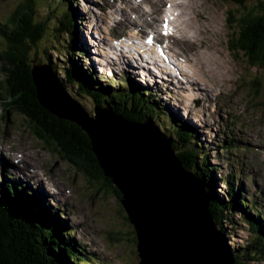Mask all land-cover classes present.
Returning a JSON list of instances; mask_svg holds the SVG:
<instances>
[{"label": "rangeland", "instance_id": "374dc122", "mask_svg": "<svg viewBox=\"0 0 264 264\" xmlns=\"http://www.w3.org/2000/svg\"><path fill=\"white\" fill-rule=\"evenodd\" d=\"M22 1L0 0V24L3 21H10L15 18L19 6L23 5L21 4ZM39 1L36 0L35 7V10H37V18L46 20L48 28L41 42L31 48L28 54L30 60L35 64L33 66L40 65L37 63L47 64L48 62L46 60L49 56L51 63L59 67L63 65V59H66L65 55L58 51L63 48L58 45V49H56L48 40L50 38L52 39L54 35L52 27L55 25V21L53 20L55 15L51 9L54 6L52 4L54 0H49V3L46 0H42L40 3ZM165 1L162 0L163 4L159 5V10L154 11L148 17L146 14V23L152 25L153 28L160 27V21L164 16L162 11L165 6ZM188 1L186 0L188 5L192 4L194 8L198 6L196 10L194 9L196 18L201 17L200 12H202L203 17H207L211 21L209 24V20L207 22L203 20L206 26L208 23L211 30L209 34H206L204 30L198 32L199 38L202 39L200 41L197 40V43L199 46L202 43V48L199 49L201 52L199 53L203 69L208 70L207 73L209 74L217 72V75L207 76L208 82H210L211 78L214 79L213 87L215 89L213 92L208 93L198 88L195 83H192V88L184 90L185 94H197L193 90H198L203 97H191L187 99L186 102L189 104L187 105L176 94L169 92L167 88L170 85L175 88L173 84L169 85L167 82H152L150 80L149 84H145L136 72L133 73L130 69L128 70L126 64L123 65L122 63L105 67L109 74L112 71L115 73V76L107 80H110L109 82L113 86L118 87L125 84L124 78L127 77V80L130 82L138 83V85L147 88L149 92L152 91L150 93L151 97L160 103L165 110L175 116L182 125L191 129L192 134L200 141L201 150L206 151L210 164L215 165V173L213 176L215 178L214 180H216L215 191L217 193H223L226 189L224 183H221V176H228V173H235L236 171L233 177L236 190H238V186H241V190L244 189L245 198L247 197L246 189L251 192L256 190L258 195H260L257 198L260 199L258 201L259 210L261 212L263 211L264 214V66L261 68L257 66L251 67L243 57V54L236 55L229 50L227 22L228 16L234 10L230 3L222 0H194L193 3H189ZM253 1L255 0H250V3ZM89 2L92 3V6ZM129 5H138V8H135V6L130 7ZM62 7L61 5L56 6V11ZM72 7L76 8L75 25L76 33L78 34L76 42H78L77 46H80L77 50L84 51L85 56L74 55V59H79L77 61L81 65L82 63L84 65L86 64L85 66L88 65L89 68L97 72L99 70L91 60L92 53L94 52L93 46L81 34L83 32L85 34L87 29L96 38L95 36L99 34L98 30L94 28V25H96L95 27L105 34L107 38L105 41H108L109 38L119 34V30H122L118 28L120 25L113 26L124 23L121 12L126 13L128 16L127 19L130 21L140 23L142 21L139 11H150V7L145 0H76ZM129 7L131 11H129ZM142 18H145V14ZM144 23L142 29L146 30L150 26ZM90 27L93 29H90ZM123 30V33L127 31L132 34L135 33L134 30H128V28ZM130 38L135 39L133 35ZM164 43L169 44L170 47L172 46L178 54L185 56L186 54L193 55L197 49L187 47L185 44L179 45L177 39L173 41L164 40ZM4 44L5 42L0 40V47L1 45L4 46ZM208 46L209 50H211V60L207 64H204L205 58L203 57L202 51L208 54ZM44 49L45 51L47 49L49 51L45 52ZM98 50L100 56L96 58L97 62H103L101 65L113 64L109 61L104 62L101 57L103 51H101L100 47H98ZM63 52H65V49H63ZM73 53L75 54L76 52ZM34 55L35 58L33 57ZM72 57L73 55L71 54ZM81 60H85V63ZM122 66H125L127 70ZM2 67L3 64L1 63L0 86L4 77L2 74L5 69L4 67L2 69ZM138 71L140 72V70ZM52 73L55 75L54 72ZM57 75L55 76L57 77ZM103 78L105 77L103 76L100 79ZM182 82L184 83V81ZM34 88L36 93L35 85ZM144 91L146 92L145 89ZM144 94L141 93V95ZM80 102L84 107L78 102L79 105L86 112L94 114V104L88 98L82 97L80 98ZM6 104L2 97H0V166L3 165L2 167L7 170V175L5 176L0 169V185L3 178L6 179L8 176L9 180L23 185V189L13 187L17 190V194L27 196V198L30 197L32 193L28 191L25 184L19 182L18 178L20 177L14 170H8V167H11L9 163L17 165L20 173L27 178L29 185L34 184L41 188L40 190L34 188L38 189L39 194L43 197V200H41V197L36 196L37 199H40L38 202L53 210H57V212H59L58 207H65V220L70 228L72 226V234L75 238H79L78 241L80 240L79 242L86 249L88 248L89 252L93 251L95 253V256L98 258L97 262L101 264H140L136 242L134 243V228L125 219L126 212L112 190L107 188V185L101 180L99 182L98 180L90 178L76 166L66 161L58 154L56 146H52V148L46 145V143L43 144L41 139L35 134L37 132L31 126L29 119L8 105L10 109L6 108ZM141 105L143 106V103ZM137 107L139 115L135 114L137 117L140 116V118L138 117L139 121H142L141 118H145L142 116L146 110H142L139 105ZM137 107L134 104L130 105L129 111L137 109ZM227 123L231 124L229 128ZM156 129L160 130L158 126H156ZM219 129L223 130L219 131ZM242 134H247L250 138L249 146H243L240 140L241 136L244 137ZM232 137L234 139L230 142L222 141L223 139L229 140ZM238 140L239 143H236ZM225 143H229L228 147L229 145L238 144L241 146L232 147L225 151ZM6 151H9L10 157ZM235 153L240 154L239 158H236L237 155H235L232 159L231 154ZM243 154L246 156L247 163L238 162V159L243 158ZM16 157H22L23 160L16 163L14 162ZM239 171H241V175L238 174ZM51 185H53L54 192L50 188L49 190L47 188ZM10 190V195H13L14 193ZM49 193L54 196L53 201L50 199ZM32 196L34 197V195ZM33 197H30V199L33 200ZM247 200L249 201V197ZM56 203H60L63 206H58ZM224 215L226 214L224 213ZM229 217L226 215L225 219ZM76 220H80L81 223L78 222V224H75L77 222ZM223 228L224 242L227 247L232 248H227L229 251L234 250L236 245L249 237L247 231L248 224L246 220L240 218L238 213L235 215L232 224H225Z\"/></svg>", "mask_w": 264, "mask_h": 264}, {"label": "trees", "instance_id": "16d2710c", "mask_svg": "<svg viewBox=\"0 0 264 264\" xmlns=\"http://www.w3.org/2000/svg\"><path fill=\"white\" fill-rule=\"evenodd\" d=\"M46 1L49 3V0ZM75 1L54 0L52 3L54 6L51 9L55 15L53 19L55 25L52 27L54 35L48 40L56 49L58 45L65 49V52L63 49L58 51L66 57L63 59V65L59 67L51 63L50 57H47L46 61L54 73L62 71L63 78L56 74L57 78H60L66 90L81 105L80 98L86 97L94 105L102 106L104 102L109 103L115 111L123 115L137 116L138 105L142 110H146L142 116L145 118L141 119L150 120L152 125L155 124L161 131L163 130L162 132L173 142L184 166L199 174L207 184L213 196L212 211L222 232L223 225L232 224L237 213L247 224L249 223L247 229L249 237L230 251L235 255V264H264L263 211L259 210L257 200L251 198L248 201V197L245 198L241 186L236 190L233 178L235 173L230 172L228 176H221V183H224L226 190L217 193L216 180L213 177L215 165L210 164L206 151L201 150V143L192 134L191 129H186V126L165 110L151 94L141 95L148 92H145V88L138 83L128 81V85L115 87L106 83L108 81L100 79L96 72L88 69L83 63L81 65L77 61L79 59H74V55L84 56V51L77 50L78 53L75 54L72 52L78 43L76 42L78 34L74 28L76 8L72 7ZM222 1L230 3L234 9L227 22L229 50L236 55L243 54L251 67H263L264 0H255L251 3L250 0ZM21 4L23 5L19 6L13 20L0 24V40L5 42L4 46L0 47V64L2 63L6 69L2 74L4 77L0 86V97L7 103L6 108L9 106L16 109L29 119L37 132L35 134L43 144L56 146L58 154L66 161L90 178L105 183L119 202L121 193L112 184L111 179L104 176L96 156L91 151L87 134L79 126L57 118L38 104L31 72L35 64L30 60L28 53L41 42L48 24L46 20L37 18L36 0H23ZM58 5L63 7L56 11ZM48 51L47 49L45 52ZM33 57L35 58V55ZM133 104L137 109L129 111L130 105ZM228 144L224 146L225 149L234 147V145L228 147ZM9 186L8 188L5 186L4 180L0 185V264H101L97 262L95 253L89 252L88 248L86 249L74 237L60 212L37 202L36 196L33 201L34 199H30L31 196L27 198L17 194V190L13 189L12 185ZM9 189L13 195H10ZM224 213L230 217L225 219ZM125 219L129 221L126 214ZM133 233L135 234L134 229ZM133 237L135 243L136 235Z\"/></svg>", "mask_w": 264, "mask_h": 264}, {"label": "water", "instance_id": "95a60500", "mask_svg": "<svg viewBox=\"0 0 264 264\" xmlns=\"http://www.w3.org/2000/svg\"><path fill=\"white\" fill-rule=\"evenodd\" d=\"M51 71L49 63L32 66L36 98L87 134L104 176L121 193L139 263L235 264L207 184L184 166L173 142L151 121L118 113L106 102L86 112Z\"/></svg>", "mask_w": 264, "mask_h": 264}, {"label": "bare ground", "instance_id": "6f19581e", "mask_svg": "<svg viewBox=\"0 0 264 264\" xmlns=\"http://www.w3.org/2000/svg\"><path fill=\"white\" fill-rule=\"evenodd\" d=\"M145 1L147 3H149L151 6H154L155 4H158V5L163 4L162 0H145ZM188 2L193 3L194 0H189ZM186 3H187L186 0H181V1L180 0H177V1L173 0L172 6L174 5V7L177 10H179V13L176 14L175 12H173V14H171V16H174L175 20H177V22L176 23L175 22L169 23L170 27L173 28L174 34L176 35V37H174L172 40L177 39V43L179 45L185 44L187 47L197 48L195 50V52L193 53V55L186 54V60L189 61L188 67L190 69V73L186 74V75L183 73V71H181L175 65L176 63L171 60L168 53H167V55H163L162 53L161 54L158 53L160 55L159 57L155 56V55L152 57L150 56V54L152 53V50L155 51V49L152 48V46H150L151 41L149 43L147 40H144L145 37L143 36V34H138V33H143L142 28L141 27H139L140 29L138 28V26L136 24L138 22L130 21L129 19H127L128 16L126 15V13L121 12L122 19H123L122 21H124V23L113 25V26H116V25L119 26L120 25L118 28L122 29V30H119V44H112L108 41H105V39L107 40V38H106L105 34H103V32L99 29H98L99 34L98 35L95 34L96 38H94L93 35L91 34V31H88L87 29H86V33L84 34V32H83L81 35L86 37L85 40H88L93 45V49H94L93 54L96 58H98V56H100L99 50H98V47H100L101 51H103V53L101 55L103 60L105 59V57H111V56L115 57V56L119 55L118 56L119 61H115L114 63H117V62H123L124 63V62L129 61L131 64H140L141 68L143 67L142 69H145L147 71V75L148 74L150 75V71H152V68H151L149 63H151L154 67H156V63L159 62L158 67H160V71L162 72V74H165L170 79V81H168V79H165V77H164V79H165L164 82H166V81L170 82V84L172 83L175 86V88L178 90V93H177L178 98L183 100V102H186L187 99H189L191 97L202 98L203 96L200 92H198V90L195 91L192 89L194 91V93H197V94H187V95L185 94L184 90L187 88H192V85H191L192 83H195L198 88L203 89V90L207 91L208 93L213 92L215 89L213 87V80L214 79L211 78L210 82H208L207 76L217 75V72L216 73L212 72L209 74V73H207L208 70H206L205 68L203 69V66L201 65V56L199 53V52H201L199 49L202 48L201 47L202 43L200 46L197 43V40L200 41L202 39V38H199L198 32H200L201 30H204V32L206 34L207 33L209 34L211 29L209 28L208 23L210 24L211 21L207 17H203L202 12H200V11L199 12L201 13V17L196 18L195 13H194V9L196 10V8L198 6L196 8H194V7H192V4L188 5V3L187 4ZM89 4L92 6L91 2H89ZM134 6H135V8H138V5H134ZM134 6H130V7H134ZM159 9H160V6L155 7L156 11ZM129 11H130V9H129ZM139 14H140V18L142 21L141 22L142 26H143L144 22L146 25L150 26V24L146 23V13L140 10ZM144 14H145V18L143 19L142 17L144 16ZM149 15L150 14H147V17ZM203 20L206 22H207V20H209V22L207 23V26L203 23ZM164 21H165V18L161 22H164ZM119 22H121V21H119ZM194 24L196 25V27ZM95 26L96 25H94V28H95V30H97V27H95ZM74 28H75V32H76L77 31L76 26H74ZM126 28H128V30L139 29L138 31H140V32H138V33L135 32L133 34H131V33L121 34L124 31L123 29H126ZM90 29H93V28L90 27ZM85 35H87V36H85ZM131 35H133L135 37L134 40L130 38ZM116 36H117V34L114 37H116ZM99 41H101V43H99ZM204 41H206V40H204ZM148 44H150V45L148 46ZM79 47L80 46H75V48H74L75 51L73 50L72 52H77V49ZM207 50H208V54H206L202 51L203 57L205 58L204 64H207L211 60V57H210L211 50H209V46L207 47ZM189 51H191V50H189ZM121 56L123 57V59ZM98 62H100V61H98ZM140 65H139V67H140ZM158 67H156V68H158ZM51 70L53 71L52 67H51ZM61 72L60 73L56 72L55 75L58 74L61 78H63ZM161 78L163 79L162 76H161ZM183 79H185V80H183ZM182 81H184V83ZM124 82L126 83L127 80H124ZM186 104H187V102H186ZM187 105H189V104H187ZM197 125H199V123H197ZM227 126L229 128V126H231V124L227 123ZM152 127H154L156 129L155 124L152 125ZM186 129H187V127H186ZM231 129L233 130L232 127H231ZM156 130L158 132H161V130H158V129H156ZM161 133L165 137H167L163 132H161ZM243 136L245 138L241 136L240 140L243 143V146L246 147L248 145V143L250 142V138L248 136H245V135H243ZM238 162L247 163L245 154H243V158L238 159ZM47 188H48V190L50 188V190L52 192H54L53 185H51ZM38 189L40 190L41 188L38 187ZM48 195H49L50 199L53 201L54 196L50 193ZM54 200H55V198H54ZM257 200L259 201L260 199H257ZM56 204L58 206H62L60 203L59 204L56 203ZM78 222L81 223L80 220ZM78 222H75V224L76 223L78 224ZM80 227H82V226H80ZM220 229H221V226H220ZM85 243H86V241H85Z\"/></svg>", "mask_w": 264, "mask_h": 264}]
</instances>
